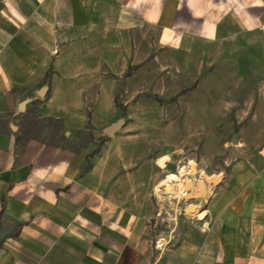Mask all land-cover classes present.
I'll list each match as a JSON object with an SVG mask.
<instances>
[{"label": "crops", "instance_id": "0c3cea01", "mask_svg": "<svg viewBox=\"0 0 264 264\" xmlns=\"http://www.w3.org/2000/svg\"><path fill=\"white\" fill-rule=\"evenodd\" d=\"M201 85L215 182L165 139ZM0 264H264V0H0Z\"/></svg>", "mask_w": 264, "mask_h": 264}, {"label": "rangeland", "instance_id": "374dc122", "mask_svg": "<svg viewBox=\"0 0 264 264\" xmlns=\"http://www.w3.org/2000/svg\"><path fill=\"white\" fill-rule=\"evenodd\" d=\"M212 82L213 84H216L218 81L214 80ZM229 83L232 84L231 82ZM202 88L203 87L201 85V87L198 86L196 90L193 111L186 113V115H189L188 118L192 120L191 123L189 122L191 124L189 125L190 127L182 124L181 127H178L176 132L174 134L172 133L170 137L165 136V139L166 143H170L172 145L173 142H177V140L181 138V144L184 146L183 148L181 147V151L185 154V157L181 159V164H184L182 166L185 167H181V172L178 174H182V177H187L188 174L185 173L186 168L191 170L190 173L193 178L196 174L195 168H204L208 173L214 174L211 175V177H205L204 179L208 182H215L219 178L215 174L225 171L227 169V163L232 161V158L236 157L237 151L235 146L237 145V141L240 137H237L236 127H223L225 125L226 113L217 109L218 104L216 102V96L214 95L215 92H212V96L209 97L212 100V102H210L212 105L209 103L210 107L199 106V103L202 104V100L205 98L203 96V91L201 90ZM152 100L157 103L158 109H156V106L148 104V107H146L147 112H144V114H147L148 118L157 117L156 114L162 115V107L160 108L159 106L165 105L162 104L161 101L165 104L168 103L162 96L150 97V103H152ZM167 112L168 114L171 113L170 109L166 110L165 114H167ZM119 114L123 115L124 111L122 110ZM233 114L234 113H229L230 116ZM117 120L118 119H116V121ZM183 122L184 121L182 119V123ZM39 124L40 126L43 124H49L54 127V130L57 131L56 133H59V123L57 121L39 120ZM168 131L172 132L173 129H166V132ZM188 132H192L195 139L197 138V143L195 145L183 144L185 143V139H187ZM210 136L211 138H209ZM188 156H191L190 160L187 159ZM188 179L191 180V177ZM177 185L180 186V182ZM171 189L172 188L169 185L166 186V192L169 197L173 196L170 194ZM184 201L185 203L187 202L186 200ZM184 208L186 213H190L191 207L186 205Z\"/></svg>", "mask_w": 264, "mask_h": 264}, {"label": "water", "instance_id": "95a60500", "mask_svg": "<svg viewBox=\"0 0 264 264\" xmlns=\"http://www.w3.org/2000/svg\"><path fill=\"white\" fill-rule=\"evenodd\" d=\"M26 103V101H22L21 105H20V109L23 110L24 108V104ZM123 120L122 119H118L117 121L113 122L111 125H109L106 129H105V132L108 134V135H111L114 131L118 130V128L121 126ZM203 183V181H202ZM189 185H190V180L187 181V183H185V188L189 189ZM202 185V184H201ZM200 185V186H201ZM194 197V195L190 194L188 195L185 200L187 201L188 199H192Z\"/></svg>", "mask_w": 264, "mask_h": 264}, {"label": "built area", "instance_id": "2783aa9c", "mask_svg": "<svg viewBox=\"0 0 264 264\" xmlns=\"http://www.w3.org/2000/svg\"><path fill=\"white\" fill-rule=\"evenodd\" d=\"M163 241H164V237H163V236H159V237L155 240V245H156V246H162V245H163Z\"/></svg>", "mask_w": 264, "mask_h": 264}, {"label": "trees", "instance_id": "16d2710c", "mask_svg": "<svg viewBox=\"0 0 264 264\" xmlns=\"http://www.w3.org/2000/svg\"><path fill=\"white\" fill-rule=\"evenodd\" d=\"M37 123H39V121L36 118L30 120V124L32 125H36Z\"/></svg>", "mask_w": 264, "mask_h": 264}, {"label": "bare ground", "instance_id": "6f19581e", "mask_svg": "<svg viewBox=\"0 0 264 264\" xmlns=\"http://www.w3.org/2000/svg\"><path fill=\"white\" fill-rule=\"evenodd\" d=\"M171 191H172V192H171ZM170 194H171V195H175V196H176V193H175V192H173V190H172V189L170 190Z\"/></svg>", "mask_w": 264, "mask_h": 264}]
</instances>
